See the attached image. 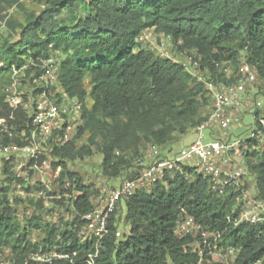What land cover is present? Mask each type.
Listing matches in <instances>:
<instances>
[{
  "label": "trees",
  "instance_id": "obj_1",
  "mask_svg": "<svg viewBox=\"0 0 264 264\" xmlns=\"http://www.w3.org/2000/svg\"><path fill=\"white\" fill-rule=\"evenodd\" d=\"M32 1L39 10L27 9L22 0H0V17L8 30L0 34V119H7L17 131L30 128L29 114L6 101L12 66L56 58L60 85L81 102L82 122L76 134L51 151L53 167L61 168L60 192L76 195L68 198L76 214L67 218L56 213L57 218L48 220L55 208L47 207L45 200L18 195L17 185L28 181L15 171L14 157L3 159L0 250L7 260L23 262L37 251L57 249L76 256L73 262L56 264H88L96 242L82 241L78 233L99 188L85 184L69 164L99 152L102 174L133 179L142 168L136 161L146 147L162 149L206 121L212 107L206 82L193 77L183 63L143 46L141 33L153 29L170 37L175 53L197 51L207 82H236L242 60L264 80V0ZM7 7L21 9L23 17L7 15ZM226 67L232 73L227 74ZM253 114L255 123L243 138L248 144L244 162L246 175L255 179L254 193L264 199V125L259 121L264 111L257 108ZM256 130L262 134L250 137ZM0 142L23 143L18 135L4 139L0 135ZM245 188H250L248 183ZM234 194H214L194 167L183 166L151 192L138 190L132 195L122 211L124 218L120 209L111 216L95 264H196L200 256L192 249L193 237L177 232L182 209L208 229L221 231L223 244L237 247L232 264H264V226L228 220L235 215L233 210H239ZM50 202L62 205L57 199ZM122 221L129 231L118 237Z\"/></svg>",
  "mask_w": 264,
  "mask_h": 264
},
{
  "label": "built area",
  "instance_id": "obj_2",
  "mask_svg": "<svg viewBox=\"0 0 264 264\" xmlns=\"http://www.w3.org/2000/svg\"><path fill=\"white\" fill-rule=\"evenodd\" d=\"M153 29H146L139 37L141 43L148 42L152 37ZM160 34V33H159ZM173 46L170 37L161 34ZM174 48V46H173ZM175 50V48H174ZM172 58L183 63L193 77L204 81L208 85L212 96V107L206 121L195 128L199 132L196 141L184 146L172 156L166 155L156 145L146 147L137 159L142 166L139 174L133 179H124L117 185L105 186L99 189L94 198V208L83 215L85 225L80 229L78 236L82 241L94 239L96 250L89 253L88 264H95L99 254L101 241L109 233V221L118 210L124 211L126 201L138 190L151 192L160 182H166L173 177L183 166L194 167L207 179L210 191L218 196L234 194L238 211L230 214L228 220L234 225L248 222L264 226V199L259 198L251 188H245L247 181L244 177L247 168L244 162V151L248 144L242 137L213 138L207 140L203 133L209 128L210 132H219L230 129L241 120L243 111L242 92L248 85L258 80V75L245 60H242L238 80L233 83L207 82L200 73L201 55L197 51H184L175 53ZM39 61L30 60L17 67L12 66V80L7 86L6 101L14 108L21 109L29 114L30 128L22 127L17 131L5 118L0 119V135L12 138L18 135L23 142H0V164L3 159L14 157L17 160L15 171L27 179L28 184L17 185L16 193L24 198L45 200V202L60 200L62 209H66L67 218L75 216L73 201L76 197L69 193H61L60 189L52 187L60 175V167L52 170L51 151L55 147L67 144L76 134L82 122L81 102L76 95H70L58 81L57 60L53 56L39 58ZM0 62V67L2 66ZM39 68L41 71L37 74ZM31 72L28 75L27 70ZM227 74L232 73L231 67H226ZM10 119H16L14 113ZM264 125V116L259 118ZM261 130L251 132L250 137L259 136ZM43 158V159H41ZM31 161L34 163L31 164ZM192 162V163H190ZM29 171H33L30 174ZM35 185L41 188H35ZM58 185V184H57ZM28 187L29 189H26ZM58 187V186H57ZM183 215L178 221L177 232L180 236H191L194 241L193 251L198 252L200 259L196 264H232L238 257V249L232 244L222 243V232L210 230L197 219L182 209ZM117 230L116 235L121 236ZM0 250V264H56L59 260L74 261L76 253H67L52 249L37 251L23 262H14L5 258Z\"/></svg>",
  "mask_w": 264,
  "mask_h": 264
},
{
  "label": "rangeland",
  "instance_id": "obj_3",
  "mask_svg": "<svg viewBox=\"0 0 264 264\" xmlns=\"http://www.w3.org/2000/svg\"><path fill=\"white\" fill-rule=\"evenodd\" d=\"M22 2L29 10L32 9L39 10L40 8V6L34 3L32 0H22ZM5 13L7 15L15 16L18 19H21L24 15V12L17 7H7ZM7 31L8 30L5 25V21L0 17V34L6 35ZM142 44L143 46L152 49L155 52V54L160 57L172 56L174 54L173 46L168 43L167 39H165L161 34L155 31H153L150 40ZM242 96H243L244 108L240 115L241 118L240 122L238 124L233 125L228 130L219 131V132L216 131L219 134H214L212 136L210 135L209 128L204 129L203 133L207 140H212L215 137L216 138H221V137L247 138L249 136L251 131L250 130L251 124L255 123V116L253 112L257 108L260 110L261 114H263L264 111V80L258 78V80H256L254 83L248 85L246 90L242 92ZM198 136H199L198 131H196L195 129H189L186 133L176 136L171 142L164 145L162 147V150L165 154L172 156L173 154L180 151L184 146H187L188 144L196 141ZM101 161H102V155L99 152H95L92 156L87 157L83 160L78 159L71 162L69 164V168L72 171L78 172L81 175L85 184L87 185L92 184L94 187H98L99 189H102L105 186L117 185L125 179L124 176H120L117 178L106 177L104 174H102ZM1 169L2 168L0 164V175H1ZM51 169L55 170L56 168H54L52 165ZM244 179L249 184L251 191L255 192L254 177L246 175ZM57 184L56 182H53L52 184V187L55 190L59 189V185ZM45 203L47 207L55 208V211L52 212L53 214L47 216L48 220L51 218L54 219L55 217L57 218L58 215L56 213H62L65 216L68 215L66 209H62L59 205H55L49 201L48 202L46 201ZM32 211L33 208H30L29 212L32 213ZM27 212L28 211H26V213ZM124 215L125 212L123 213V218ZM119 230L121 232H127L129 231V227L124 223V221H122L119 225Z\"/></svg>",
  "mask_w": 264,
  "mask_h": 264
},
{
  "label": "crops",
  "instance_id": "obj_4",
  "mask_svg": "<svg viewBox=\"0 0 264 264\" xmlns=\"http://www.w3.org/2000/svg\"><path fill=\"white\" fill-rule=\"evenodd\" d=\"M214 134H219V133H217V132H210V135L211 136L214 135Z\"/></svg>",
  "mask_w": 264,
  "mask_h": 264
}]
</instances>
